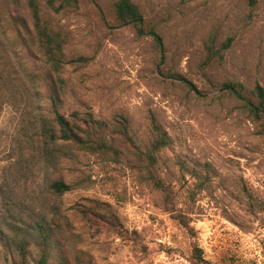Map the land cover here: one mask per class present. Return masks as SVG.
Returning a JSON list of instances; mask_svg holds the SVG:
<instances>
[{
	"label": "rangeland",
	"instance_id": "1",
	"mask_svg": "<svg viewBox=\"0 0 264 264\" xmlns=\"http://www.w3.org/2000/svg\"><path fill=\"white\" fill-rule=\"evenodd\" d=\"M36 1L64 38L54 107L55 87L43 77L48 69L38 42L16 37L22 21L33 33L26 0H0V68L4 62L34 73L30 85L39 95L30 96V108L39 104L49 116L52 109L86 111L109 132L124 119L131 141L108 134L119 150L115 161L63 143L55 169L38 158L13 164L18 113L6 110L0 116V264L18 262L14 242L54 209L70 222L69 249L88 251L95 264H193V241L212 264H264V135L248 109L257 102L253 89H264V0H134L143 15L141 34L115 18L117 0H79L58 11L48 0ZM209 45L220 53L209 58ZM159 134L167 145L155 153L153 173L162 187L145 179L136 152ZM58 177L73 188L57 197L47 181ZM92 204L109 211L110 221H90L82 208ZM26 246L33 264L39 249L32 237Z\"/></svg>",
	"mask_w": 264,
	"mask_h": 264
},
{
	"label": "trees",
	"instance_id": "2",
	"mask_svg": "<svg viewBox=\"0 0 264 264\" xmlns=\"http://www.w3.org/2000/svg\"><path fill=\"white\" fill-rule=\"evenodd\" d=\"M79 0H48L50 8L58 11L60 7L66 5H76ZM254 4L256 0H249ZM32 18V31L25 22H20L23 26V33L17 34V39L25 40L26 37H34L44 56L48 71L44 74V79L53 83L55 89H51L49 98L52 106L57 101L61 91L55 80L58 71L63 63V43L64 38L60 32L53 30L44 13L40 11L39 3L36 0H26ZM115 18L122 25H131L137 33L143 32V15L134 0H117L113 4ZM159 42V38H157ZM160 43V42H159ZM228 43L224 46L227 48ZM208 57L212 58L219 49H214L212 45L207 47ZM0 53V59H1ZM77 60H86L79 57ZM3 68V70H2ZM0 68V116L6 110L18 113V120L11 136V147L9 158L13 164L27 163L35 158L43 160L51 168L55 169L59 164V149L63 143H69L79 149L102 158L115 161L119 156V150L107 141L108 134L130 140L126 129V121L117 119L114 121L109 132L108 124L101 119L95 118L91 113L80 110H72L68 114L52 109V115L41 112V106L37 104L36 109L30 108V96L39 95V89L30 85L34 81V73L26 69L12 65ZM55 79V80H54ZM224 88L233 94L239 95L232 85L224 84ZM257 102L248 106L253 119L258 123L259 133L264 135V89L256 86L253 89ZM30 106V107H29ZM35 110H37L35 112ZM167 145V139L163 135H157L146 150H138L137 154L142 161V168L146 171L145 179L151 181L155 186L162 187L160 181L154 176L153 166L155 164V153ZM73 183L65 182L61 177L51 178L47 181V190L55 196L70 191ZM82 213L90 220L95 218L109 222L111 213L97 208V205H85ZM173 217L182 224L186 231L193 236L194 230L181 213L173 214ZM107 219V220H105ZM70 222L60 210L54 209L53 213L37 220L30 228H26L27 238H21L14 242L13 248L18 257L16 264H32L27 261L28 248L26 243L33 239L34 246L39 249L38 257L33 260V264H95L90 253L80 247L69 249L67 245L66 230ZM27 239V240H26ZM188 259L193 264H212L203 256L202 248L195 242H191Z\"/></svg>",
	"mask_w": 264,
	"mask_h": 264
}]
</instances>
